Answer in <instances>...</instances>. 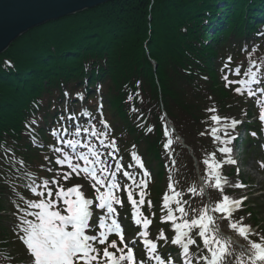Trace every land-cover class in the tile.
<instances>
[{
	"label": "trees",
	"instance_id": "obj_1",
	"mask_svg": "<svg viewBox=\"0 0 264 264\" xmlns=\"http://www.w3.org/2000/svg\"><path fill=\"white\" fill-rule=\"evenodd\" d=\"M262 5L264 0H116L17 39L0 56V248L9 246L11 236L3 214L8 211L4 179L12 168L3 148L29 167L42 162L49 154L33 137L46 145L48 128L70 123L72 85L88 97L85 105L103 96L106 121L118 125L113 137L120 135L118 142L133 144L144 157L156 192L163 183L164 156L170 166L169 153L177 184L186 187L191 161L171 134L162 135L159 102L196 156L210 149L214 113L207 110L214 107L223 117L242 109L233 86L225 87V62L230 56L229 65L246 68L264 57L259 40L242 39L244 31L255 30ZM212 21L230 25L210 33ZM168 139L172 144L166 150Z\"/></svg>",
	"mask_w": 264,
	"mask_h": 264
},
{
	"label": "snow or ice",
	"instance_id": "obj_2",
	"mask_svg": "<svg viewBox=\"0 0 264 264\" xmlns=\"http://www.w3.org/2000/svg\"><path fill=\"white\" fill-rule=\"evenodd\" d=\"M231 60L229 56L224 68L229 67ZM254 67L255 64L251 63V67L244 69L243 76L246 79H229V74L225 73V87L238 85L233 91L237 95L246 93L251 98L258 95L257 89L252 87L257 85L259 96H264V87L261 86L264 85V71L259 68L253 71ZM229 71L236 77L242 75L240 67ZM77 97L84 99L82 93H77ZM256 103L262 105L258 118L264 125V101L257 99ZM207 111L215 113L216 109L213 107ZM98 112L100 119L97 122L91 112L81 111L80 116L86 118V124H77L79 117L69 114L67 120L74 126L69 139L64 138V134L69 132L65 124L62 123L59 128L51 130V135L57 139L59 145L50 149L56 155L55 164L66 170H57L51 180L44 178L37 182L30 178L31 182L27 185L32 196L38 199L24 200L25 207L18 209L22 214L18 218L16 229L18 239L31 258L30 264H151L153 260L156 264H175L171 255L164 257L158 254V243L148 238L147 230L151 221L140 211L146 203L149 171L135 153L132 154V159L140 169L138 173L133 174L125 170L119 161H116L114 168L108 164L107 158L116 160L114 153L118 149L116 141L109 139L110 126L103 118L102 105L98 107ZM61 120L63 121L64 117H61ZM210 120L215 126L211 127L208 134L212 136L214 143L219 142L220 146L216 151L223 159H216L213 153L210 159L203 161L204 182L223 192L226 181L221 170L225 165L237 163L231 158V145L237 138L233 133L241 121H229L215 114ZM31 123L35 124L36 121ZM164 134L170 136L166 126ZM252 135L255 136L256 133L253 132ZM90 137L94 140L89 139ZM36 142L33 137V143ZM171 144L172 140L168 139L164 148L167 150ZM48 171L53 169L49 168ZM120 173L127 183H121V178H118ZM73 174L88 180L94 189L93 198L86 196L85 191L81 190V184L65 187L59 182L61 178L65 182L69 181ZM169 180L168 189L171 195L165 194L163 197L162 207L166 210V215L162 217V222H171L174 236L170 243L180 249L182 264H245L242 257L233 256L230 243L221 236L216 224L217 216L228 222L227 227L230 230L248 241L250 254L246 264H264V236H261L259 241L249 240L251 230L243 223V217L234 219V213L242 208L247 197L234 199L224 194L217 199L214 206L203 205L199 210L189 206V209H186L188 202L183 200L182 193L176 190L171 177ZM234 187L245 186L237 183ZM189 192L195 194L197 190L190 188ZM121 193L127 195V202L133 209L132 219L137 226V236L131 240H126L125 230L118 221L117 206L122 207L124 203ZM147 205L151 209L152 202L147 201ZM94 214L98 217L96 225L90 223ZM94 231L95 234H90ZM113 235L116 239H110ZM158 240L169 243L163 231H160ZM138 242L143 245V259H137L134 252ZM97 245H104L102 254ZM194 246L197 249L195 255L191 251Z\"/></svg>",
	"mask_w": 264,
	"mask_h": 264
},
{
	"label": "water",
	"instance_id": "obj_3",
	"mask_svg": "<svg viewBox=\"0 0 264 264\" xmlns=\"http://www.w3.org/2000/svg\"><path fill=\"white\" fill-rule=\"evenodd\" d=\"M113 0H0V55L23 33Z\"/></svg>",
	"mask_w": 264,
	"mask_h": 264
},
{
	"label": "rangeland",
	"instance_id": "obj_4",
	"mask_svg": "<svg viewBox=\"0 0 264 264\" xmlns=\"http://www.w3.org/2000/svg\"><path fill=\"white\" fill-rule=\"evenodd\" d=\"M214 28H218V26H214ZM243 28V27H242ZM250 30H246L245 32H248ZM248 36V34H244V36L242 37L243 38H246ZM251 100L253 101V97H251ZM256 106H259V105H256ZM111 119V118H110ZM112 121V120H111ZM112 126L116 129V127L118 126L117 124H115L113 121H112ZM240 139L243 140L244 137L243 135L241 134L240 135ZM125 141V140H124ZM126 144H129L128 142L125 141ZM239 145V144H238ZM243 149L244 147L239 145L238 148L236 149H233V152L231 154V156L233 157L232 159H234L237 163H236V166L238 167L239 171L242 173L243 175V181L245 183H248L249 186L247 187L249 189V198L250 199L248 201V208L249 210L252 209V212H255L257 214V219L260 221V223L258 224V226H260L262 229H264V174L262 175L261 173H259L257 171V167H256V161L252 160L250 158V156L246 157L247 155L243 153ZM132 154H128L127 155V158L129 157V164L131 165L130 163V157H131ZM128 162V161H127ZM134 162V161H133ZM132 162V163H133ZM127 163V165H129ZM262 170V169H261ZM227 171V170H226ZM227 175V172L225 173ZM76 184H80L78 181L75 182V185ZM251 188V189H250ZM82 191H87L86 192V196L88 198H93V194L86 188V187H83L81 189ZM195 203H202L200 200L197 199V197L194 198L193 200ZM164 216V215H163ZM19 218V217H18ZM18 218H17V223H18ZM250 218V217H249ZM250 222V221H249ZM13 228L16 229V226H14ZM228 233H230V237L235 239V241H240L241 237H239L234 231H228ZM251 234V231L250 233ZM136 235L130 237V240L134 237H136ZM153 236V235H152ZM229 236V235H228ZM148 238H149V235H148ZM17 239H18V236H17ZM224 240L228 241L227 239L223 238ZM19 243H20V246H18L17 244L16 247L18 249H22V250H25L26 252V249H25V246L21 243V241L18 239ZM135 249H139L138 247H135ZM22 250H21V253H22ZM250 251V250H249ZM145 253V252H144ZM26 255L27 257L29 258V261H28V264H30L31 262V258L30 256L27 254L26 252ZM169 256V254H168ZM173 259H174V256H171ZM234 257L236 258H241L243 259V261L247 262V259H248V256H245V254H241L240 252H237V254L234 255ZM179 260L180 262L182 263V260H181V257H179Z\"/></svg>",
	"mask_w": 264,
	"mask_h": 264
},
{
	"label": "bare ground",
	"instance_id": "obj_5",
	"mask_svg": "<svg viewBox=\"0 0 264 264\" xmlns=\"http://www.w3.org/2000/svg\"><path fill=\"white\" fill-rule=\"evenodd\" d=\"M201 5H202V4H201ZM232 7H233V5H232ZM83 12H85V10L82 11V12H80V13H77V14H75V15H80V14L83 13ZM58 20H59V19H58ZM58 20H57V22H58ZM54 22H55V21H46V22H44V23L38 25L37 27H34V28L30 29L29 31L23 33L22 35H20V37L23 36V35H25V34H27V33H30V31H33L34 29L42 28V27L47 26V25H49V24H51V23H54ZM14 42H15V41H14ZM14 42H13V43H14ZM78 47H79V46H78ZM78 47H76V48H78ZM8 48H9V47H8ZM8 48H7V49H8ZM68 94H69V97H70V98L72 97V99H73V94H72L71 92H69V91H68ZM70 94H71V96H70Z\"/></svg>",
	"mask_w": 264,
	"mask_h": 264
}]
</instances>
